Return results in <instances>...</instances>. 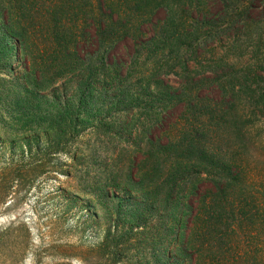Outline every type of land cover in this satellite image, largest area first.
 I'll return each instance as SVG.
<instances>
[{
	"label": "trees",
	"instance_id": "1",
	"mask_svg": "<svg viewBox=\"0 0 264 264\" xmlns=\"http://www.w3.org/2000/svg\"><path fill=\"white\" fill-rule=\"evenodd\" d=\"M186 5L183 0H0V21L18 45V57L31 54L26 68L45 67V90L63 86L67 99L60 111L69 113L71 129L78 117L69 111L82 113L89 105L103 125L119 106L154 121L148 136L136 130L130 135L144 134L147 140L140 172L148 174L150 161L158 158L159 182L170 184L172 201L160 224V240L172 246L168 260L190 256L195 264H248L253 251L243 241L249 232L243 220L250 214L244 208L252 207L262 237L264 169L252 166L257 168L252 172L247 154L235 147L229 155L219 146L229 138L227 116L239 120L245 111L223 107L228 93L216 74L229 57H208L202 47L211 36L213 43L222 40L236 21L218 20L229 15L228 7L217 13L218 7ZM250 73V83L240 90L258 95L264 107V57ZM201 103H209L211 111L196 119ZM250 179L256 180L254 193L243 188ZM230 182L244 191L241 198L233 196ZM152 194L165 198L163 192ZM252 256V264H264V247Z\"/></svg>",
	"mask_w": 264,
	"mask_h": 264
},
{
	"label": "rangeland",
	"instance_id": "2",
	"mask_svg": "<svg viewBox=\"0 0 264 264\" xmlns=\"http://www.w3.org/2000/svg\"><path fill=\"white\" fill-rule=\"evenodd\" d=\"M183 1L188 9L196 2L218 7L217 13L228 7L229 15L218 20L236 21L222 40L213 43L211 36L202 45L208 57H229L216 74L228 93L224 109L245 111L239 120L227 116L224 132L229 138L219 146L229 155L239 148L251 167L264 169V107L258 95L240 90L264 57V0ZM17 47L0 21V264H195L190 256L166 258L172 246L160 240V224L172 198L170 184L162 187L159 182L160 159L150 161L148 174L140 172L147 140L144 134L130 133L148 136L154 121L119 106L114 118L107 116L111 123L103 125L106 121L95 120L89 105L82 113L69 111L78 117L71 129L66 124L69 113L60 111L67 99L63 86L45 90V67L27 69L31 54L18 57ZM196 109L200 119L211 106L201 103ZM255 181L250 179L244 191L254 193ZM230 184L233 196L241 198V187ZM142 187L153 192L137 190ZM156 192L165 198L152 194ZM244 210L250 214L243 220L249 229L243 241L253 251L247 256L252 264V255L264 247V235L255 231L252 207L247 203Z\"/></svg>",
	"mask_w": 264,
	"mask_h": 264
}]
</instances>
